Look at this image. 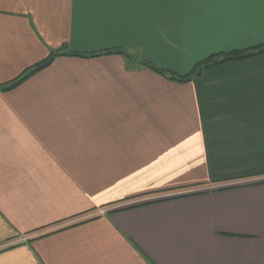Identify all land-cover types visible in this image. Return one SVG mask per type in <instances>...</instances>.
Instances as JSON below:
<instances>
[{
	"label": "crops",
	"instance_id": "crops-1",
	"mask_svg": "<svg viewBox=\"0 0 264 264\" xmlns=\"http://www.w3.org/2000/svg\"><path fill=\"white\" fill-rule=\"evenodd\" d=\"M259 45L264 0H0V264H264V53L141 65Z\"/></svg>",
	"mask_w": 264,
	"mask_h": 264
},
{
	"label": "trees",
	"instance_id": "trees-1",
	"mask_svg": "<svg viewBox=\"0 0 264 264\" xmlns=\"http://www.w3.org/2000/svg\"><path fill=\"white\" fill-rule=\"evenodd\" d=\"M262 53H264V45H259L256 47L242 49V50H235V51H231V52H227V53L215 54V55H212V56L200 61L199 63H197L195 65V67L192 69V71L186 75H178L172 71L160 69V68L154 66L153 64H151L149 62H145V61L142 62L141 65L152 70L153 72L163 76L164 78H166L168 80L176 81V82H180V83H188V82H191L194 78L201 75L202 72H204L208 69H212V68L218 67L220 65H223V64H226L229 62L243 61V60L255 57L257 55H260ZM113 54L123 55L130 62L135 61V59L133 57L127 55V53H125L124 51H120V50H107V51H104L103 53H97V54H80V53L58 54V53H53L46 61H44L43 63H40V64L36 65L34 68L28 70L26 73H24V75H22V77H20L16 81H13V82L3 86L1 88V90L2 91L13 90L14 88L19 86L23 81L28 79L30 76H32L36 72H38V71L44 69L45 67L49 66L54 61V59L60 55H67V56L81 57V58H94V57H99L102 55H113Z\"/></svg>",
	"mask_w": 264,
	"mask_h": 264
},
{
	"label": "built area",
	"instance_id": "built-area-1",
	"mask_svg": "<svg viewBox=\"0 0 264 264\" xmlns=\"http://www.w3.org/2000/svg\"><path fill=\"white\" fill-rule=\"evenodd\" d=\"M100 213L103 215V214H105L106 213V210H104V211H100ZM26 240V238H24V240L23 241H25Z\"/></svg>",
	"mask_w": 264,
	"mask_h": 264
},
{
	"label": "rangeland",
	"instance_id": "rangeland-1",
	"mask_svg": "<svg viewBox=\"0 0 264 264\" xmlns=\"http://www.w3.org/2000/svg\"><path fill=\"white\" fill-rule=\"evenodd\" d=\"M139 202H141V201L139 200ZM99 211H104V209L99 210ZM98 214H99V215H102L100 212H98ZM103 215H104V214H103Z\"/></svg>",
	"mask_w": 264,
	"mask_h": 264
}]
</instances>
